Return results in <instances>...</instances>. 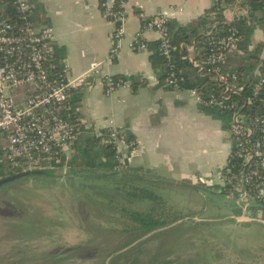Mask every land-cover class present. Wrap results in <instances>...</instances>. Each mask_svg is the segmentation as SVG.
Instances as JSON below:
<instances>
[{
    "label": "built area",
    "instance_id": "obj_1",
    "mask_svg": "<svg viewBox=\"0 0 264 264\" xmlns=\"http://www.w3.org/2000/svg\"><path fill=\"white\" fill-rule=\"evenodd\" d=\"M225 1L227 10L222 12L230 19L250 13L246 0ZM125 3L126 0L100 1L103 17L113 25L107 60L115 59L124 48L147 51L144 32L152 30L157 35V51L166 59L163 83L181 88L187 75L173 60L177 46L171 41L169 14L161 12L145 19L139 30L127 38ZM11 6L14 11L11 17H6L3 6L0 7L1 155L9 171L55 168L68 157L79 132L81 120L69 99L76 84L66 77L64 68H56L53 28L34 22V10L27 0H11ZM215 26L216 20L206 34L212 35ZM240 40L239 32L229 28L210 39L206 54L196 50L194 40L181 43L179 58L218 87V90L204 86L187 89L200 106L216 109L228 118L227 133L232 148L220 172L221 190L237 196L235 203L243 216L248 213L251 201L264 203V113L257 109L264 107V66L260 64L249 84L236 71L224 68L228 54L240 53ZM102 79L105 95L128 84L111 74ZM107 136L119 161L136 148V142L128 140L112 120L107 126Z\"/></svg>",
    "mask_w": 264,
    "mask_h": 264
},
{
    "label": "crops",
    "instance_id": "obj_2",
    "mask_svg": "<svg viewBox=\"0 0 264 264\" xmlns=\"http://www.w3.org/2000/svg\"><path fill=\"white\" fill-rule=\"evenodd\" d=\"M27 1L39 8L42 24L53 28V60L76 84L69 99L81 124L71 153L79 149L81 135H106L112 120L123 135L131 136L136 142L135 150L123 160L129 167L139 169V176L147 175L141 180L155 186L176 184L197 194L213 189L224 194L220 172L232 148L227 133L228 118L216 109L200 106L187 88L164 85L163 68L152 64L150 59L154 52L150 44L157 36L154 31L144 32L147 51L124 48L115 59L108 61L113 25L101 13V0ZM215 5L222 11L227 10L225 0H126V37L130 38L145 19L155 14L167 13L171 22L183 26L208 13ZM243 41L239 43L240 53L228 54L224 68L236 71L254 61L252 74L255 75L264 58V17ZM242 73L249 71L244 69ZM105 74L117 76L128 84L105 95L102 81ZM74 90L80 94L77 106L71 101ZM235 196L233 206L220 200L226 205L224 214L229 225L264 227V205L251 201L250 211L242 216Z\"/></svg>",
    "mask_w": 264,
    "mask_h": 264
},
{
    "label": "rangeland",
    "instance_id": "obj_3",
    "mask_svg": "<svg viewBox=\"0 0 264 264\" xmlns=\"http://www.w3.org/2000/svg\"><path fill=\"white\" fill-rule=\"evenodd\" d=\"M72 150L57 167L49 168L53 175L24 177L0 187V264L109 263V253L132 234L122 231L127 222L93 186L112 192L123 183L126 189L129 183L153 189L166 211L183 218L145 235L135 245L142 250L136 264H264V227H233L225 218L223 203L233 206L234 194L215 189L197 194L176 184L155 186L134 177L119 176L115 184L85 171L72 173L69 162L78 154ZM0 164L8 169L2 155ZM62 173L65 178H60ZM79 196H94L99 202L82 200L83 210ZM134 249L123 260L132 258Z\"/></svg>",
    "mask_w": 264,
    "mask_h": 264
},
{
    "label": "trees",
    "instance_id": "obj_4",
    "mask_svg": "<svg viewBox=\"0 0 264 264\" xmlns=\"http://www.w3.org/2000/svg\"><path fill=\"white\" fill-rule=\"evenodd\" d=\"M246 3L249 5L250 13L247 16H243L240 18L230 19L226 16L220 6L215 5L212 6L208 13H205L198 17L195 20H192L186 25H178L175 22L169 21L168 27L171 35V41L174 45H176V49L174 51V63L178 66V68L183 69L186 73V82L182 84V87H201L204 86L206 88L211 87V89L218 90L217 85L208 78V76H199L191 67L190 64L186 60H181L180 56V47L179 45L183 42H190L191 40L195 41V48L201 54H206L210 48V39L220 34L229 28H235L240 36L241 41L247 40L254 31L256 27V23L262 17H264L263 11V0H246ZM3 6L5 11L6 17H11L13 15V8L11 6V0H0V7ZM34 9V22L39 25L44 23V21L39 18L38 16L41 15L39 8L37 6H33ZM213 13V14H212ZM212 14V15H211ZM214 16V18H212ZM36 17V18H35ZM38 17V18H37ZM214 20H217V26L212 30V35L206 34L211 28V24ZM203 31V32H202ZM242 44V42H241ZM258 45V44H257ZM256 45V48H257ZM154 49L153 54H151L150 59L152 64L159 65L163 68V76L166 72V59L159 54L157 51V42H153L150 44V47ZM184 52V50H183ZM56 63V62H55ZM264 66V58L262 62ZM254 61L249 66H240L236 72L240 75L242 80L249 84L254 80L255 75H253L254 71ZM260 66V63L258 64ZM56 68H60L59 65L56 63ZM247 69L249 73L244 74L242 71ZM248 75V77H246ZM117 77V76H114ZM211 81V82H210ZM264 94V89H263ZM79 91L74 90L72 93L71 101L74 105H78L79 103ZM259 104V103H258ZM259 112L264 113V107L258 106L257 107ZM128 140H131V136H125ZM133 140V139H132ZM1 145L2 142L0 141V154H1ZM78 154H74V158L70 160L69 165L70 171L72 173H77L79 171L88 172L89 175H92L98 179H107L111 178L113 181L117 177H129L131 178H141L145 179L147 176L146 174L138 175L140 170L137 168H131L127 163L123 161H119L114 157V147L113 144L109 141L107 134L103 136L96 137L94 135H89L84 137L83 144L81 148L77 150ZM120 171V173H119ZM19 172V171H18ZM18 172L9 171L8 169L0 170V178H3L8 175H12ZM264 174V172H263ZM112 183H117L113 181ZM118 184V183H117ZM128 189L126 184H122L121 186L115 185L113 188L114 190L111 192V189L103 187V186H93L95 191L99 193L102 190L104 193V200L108 207L116 209L123 219L127 222L128 227H124L122 231H125L129 234H132L129 237V240L123 242V244L117 249L111 251L108 255L109 263L106 264H126V261H129L130 264L137 263V255H139L142 250L135 245L140 244V240L145 236L148 235L150 232L155 230L161 229L166 226H170L175 224V222L182 218V215L174 212L169 213L166 211L165 206L163 205V199L151 188H146L141 185H131ZM199 186V185H198ZM92 188V187H91ZM104 189V190H103ZM150 189V190H149ZM224 194H229L221 190ZM86 193V192H85ZM89 193V192H87ZM98 193V194H99ZM107 193V194H106ZM94 196L97 195L96 193L93 194ZM94 196H82L78 197L81 199L80 203L83 204V210L85 208V201L87 200L90 203L98 204L99 199L96 201V197ZM84 197V198H83ZM95 198V200H94ZM86 199V200H85ZM82 200H85L82 203ZM264 205V203H261ZM83 210L81 211L82 214ZM183 219V218H182ZM151 235V234H150ZM150 235L148 237H150ZM135 241V242H134ZM134 242V243H133ZM133 243V244H132ZM135 248L133 252V257L130 259H125L128 255V252ZM125 249V250H123ZM121 250V251H120ZM123 250V251H122ZM124 253V254H123ZM61 257V256H60ZM131 257V256H130ZM123 260V262H120ZM171 262H167L165 264H170ZM105 264V263H104Z\"/></svg>",
    "mask_w": 264,
    "mask_h": 264
},
{
    "label": "water",
    "instance_id": "obj_5",
    "mask_svg": "<svg viewBox=\"0 0 264 264\" xmlns=\"http://www.w3.org/2000/svg\"><path fill=\"white\" fill-rule=\"evenodd\" d=\"M119 173H120V171H119ZM68 174H71V172H68ZM37 175H53V172L50 169H44V168L25 170L22 172H18V173L0 178V187H2L5 184H8L10 182L22 179L24 177H30L31 178V177L37 176ZM65 176H66V173H62L60 175V178H65Z\"/></svg>",
    "mask_w": 264,
    "mask_h": 264
}]
</instances>
